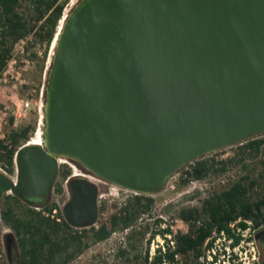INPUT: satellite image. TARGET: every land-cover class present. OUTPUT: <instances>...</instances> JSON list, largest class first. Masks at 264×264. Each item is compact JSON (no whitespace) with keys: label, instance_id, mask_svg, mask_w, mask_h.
Segmentation results:
<instances>
[{"label":"water","instance_id":"obj_1","mask_svg":"<svg viewBox=\"0 0 264 264\" xmlns=\"http://www.w3.org/2000/svg\"><path fill=\"white\" fill-rule=\"evenodd\" d=\"M41 143L0 170V205L52 193L62 214L98 220V184L154 196L187 165L264 136V0H78L53 39ZM6 236L12 237L11 233Z\"/></svg>","mask_w":264,"mask_h":264},{"label":"trees","instance_id":"obj_2","mask_svg":"<svg viewBox=\"0 0 264 264\" xmlns=\"http://www.w3.org/2000/svg\"><path fill=\"white\" fill-rule=\"evenodd\" d=\"M69 1L0 0V76L12 60L15 46L30 38L25 51L36 45H45L41 60L37 59L36 54L31 55L37 63H41L39 70L45 83L48 51ZM22 87L31 90L26 83ZM39 91L37 88L35 94L38 95ZM2 108L0 104V111ZM8 122L11 128L4 133V138H1L3 132H0V162L6 166L7 174L12 176L15 172L14 155L30 141L35 126L12 127V116ZM235 147L237 149L233 157L218 161L214 157L217 153H214L187 165L181 171L185 176L180 179V183L188 185L214 174H223L233 164L244 166L246 159L256 158L264 150V136ZM70 172L68 165L60 166L52 193H62V183L58 179L64 180ZM254 187L255 181H248L245 177L207 195L198 205L181 208L177 218L187 225L185 233H173L170 227L150 232L148 224L137 227L141 221L153 218L155 201L153 196L133 193L90 227H73L60 212L53 215V210L57 208L53 201L37 203L42 198L26 200L8 194L0 205V223L10 229L17 240L14 264H69L91 244L104 242L117 232L125 233L126 244L131 249H136V243L145 242L147 247L142 264H241L236 262L237 257H228L223 263L218 261L213 248L221 238L227 240L232 249L244 241L256 242L263 253H259V259L264 264V194L253 199L251 194ZM98 208L100 215L103 208ZM161 222L162 219H155L156 225ZM156 236L163 238L164 246H157L149 256L148 246ZM119 254L127 255L128 249H120Z\"/></svg>","mask_w":264,"mask_h":264},{"label":"rangeland","instance_id":"obj_3","mask_svg":"<svg viewBox=\"0 0 264 264\" xmlns=\"http://www.w3.org/2000/svg\"><path fill=\"white\" fill-rule=\"evenodd\" d=\"M78 0H70L68 6L65 8L64 14L67 13ZM60 25V24H59ZM30 38L19 42L15 46L12 61L9 63L5 72L0 76V104L2 109L0 111V132L7 133L11 126L9 125L8 118L13 116L16 105L20 104L21 100L25 98H32L33 102L26 113L25 117L19 120L14 119L12 127L21 125H34L35 128L31 133V139L37 136V133L42 126V97L41 91L44 87V76L40 74V65L32 58V54H36L37 59L41 60L45 51V45H36L30 47L25 51V46ZM53 51L52 45L48 51L46 64L49 63ZM28 84L29 91L25 90L22 85ZM39 88V94L36 95V89ZM236 147L226 148L217 152L215 155L216 160L226 159L233 157L236 152ZM264 150L256 157L246 159L244 166L241 164H233L228 167V170L223 174H214L209 176L203 181H192L188 185L180 183L182 178V169L179 175L173 178L165 187V189L157 195H154L153 218L145 219L137 224V227H142L146 224L149 225V231L154 229H164L170 227L173 233H185L188 230L187 225L177 218L178 211L187 206L198 205L199 202L207 195L220 191L228 185L242 179L248 178L255 181V187L252 192L253 199L264 194ZM63 164V163H62ZM69 165L76 172L73 166ZM60 168V167H59ZM12 175V177H14ZM66 179V178H65ZM64 180L58 179L62 183V193H52L49 201L56 203V214H62L64 204L69 198V193L64 186ZM57 180V179H56ZM99 194L102 195L98 199V207L103 208L102 214H98V219H102L118 207L129 195L128 193L116 189L115 186L104 182L98 183ZM99 209V208H98ZM63 216V214H62ZM160 218L162 222L158 225L155 219ZM12 233L10 229L6 228L0 223V249L2 250L4 244V236ZM248 237V234H244ZM149 234L146 235L148 238ZM169 238V236H167ZM133 242V241H132ZM136 249L126 244L125 233H115L108 240L96 244H91L88 249L82 252L79 256L73 259L69 264H142L144 261V254L146 251V244L136 243ZM157 246H164V241L161 236H156L148 246L149 256H151ZM126 248L128 254L121 256L119 250ZM214 252L218 256V261L224 262L228 257H237L236 262L241 264H253L259 261V253L263 254L256 242H242L238 247L232 249L229 247V242L224 239H218L214 244ZM233 255V256H232ZM138 256V258H135ZM17 251L15 249L12 257L13 264L16 263ZM210 258L208 257V260ZM2 262H6L5 254L3 253Z\"/></svg>","mask_w":264,"mask_h":264},{"label":"built area","instance_id":"obj_4","mask_svg":"<svg viewBox=\"0 0 264 264\" xmlns=\"http://www.w3.org/2000/svg\"><path fill=\"white\" fill-rule=\"evenodd\" d=\"M12 61V60H11ZM10 61V62H11ZM9 62V63H10ZM42 92H41V97H42ZM32 102H33V100H32V98H25L24 100H21V102H20V104H18V105H16V109H15V111H14V113H13V116H14V119L17 121V120H19L20 118H22V117H25L26 116V113H27V111L29 110V108H30V106H31V104H32ZM1 138H4V133H1ZM32 141V139L30 138V141H28L26 144H29L30 142ZM0 155H1V153H0ZM15 155H16V153H15ZM15 155H14V159H13V162H14V168H15V170H16V165H15ZM58 164H59V166H62V165H67V164H62V163H60V159L58 160ZM69 166V165H68ZM70 167V166H69ZM70 169H71V172H70V175L65 179V181H64V186H65V188H66V191H67V181L71 178V177H75L74 176V170H73V168H71L70 167ZM0 170L2 171V172H4V173H6L7 174V172H6V166H4L3 165V163L2 162H0ZM79 170V169H78ZM79 172L81 173V171L79 170ZM14 174H15V172H14ZM8 175V174H7ZM179 175V172H177L170 180H169V182L173 179V178H175L176 176H178ZM11 178H15V176H16V174H15V176L14 177H12L11 175H9ZM184 176L185 175H182V178H184ZM168 182V183H169ZM116 189H119V190H122V189H120V188H118V187H115ZM122 191H124V192H126V193H128V194H130L131 192H128V191H125V190H122ZM134 194V193H133ZM102 197V195L101 194H99L98 195V199H100ZM54 214H56V210H53V215ZM3 253H4V250L2 249H0V262H2V257H3Z\"/></svg>","mask_w":264,"mask_h":264},{"label":"flooded vegetation","instance_id":"obj_5","mask_svg":"<svg viewBox=\"0 0 264 264\" xmlns=\"http://www.w3.org/2000/svg\"><path fill=\"white\" fill-rule=\"evenodd\" d=\"M41 198H42V200L38 201L37 203H42L43 202L45 204L51 198V194L50 195H44ZM16 245H17V240L14 237V235L12 237H9V236H6V235L4 236V244H3L4 248H3V250H4L6 261L8 263H12V257H13V253H14V251L16 249Z\"/></svg>","mask_w":264,"mask_h":264},{"label":"bare ground","instance_id":"obj_6","mask_svg":"<svg viewBox=\"0 0 264 264\" xmlns=\"http://www.w3.org/2000/svg\"><path fill=\"white\" fill-rule=\"evenodd\" d=\"M61 23H62V20L60 22L58 30L60 29ZM40 143H41V127H40V129H39V131L37 133V136L34 139H32V141L29 144H40ZM60 163L70 164L68 161H66L64 159H60ZM70 165L73 166L75 168V170H76L74 176H81L82 175V173H80L79 170L74 165H72V164H70ZM91 181H94L97 184L100 182V181H97V180H94V179H91Z\"/></svg>","mask_w":264,"mask_h":264}]
</instances>
